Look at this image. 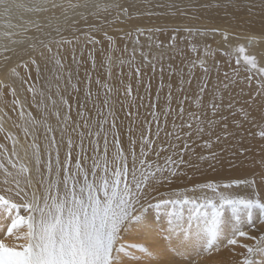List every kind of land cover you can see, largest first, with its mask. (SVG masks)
Instances as JSON below:
<instances>
[{"label":"snow or ice","instance_id":"obj_1","mask_svg":"<svg viewBox=\"0 0 264 264\" xmlns=\"http://www.w3.org/2000/svg\"><path fill=\"white\" fill-rule=\"evenodd\" d=\"M0 9L5 17L20 9L50 13L44 17L45 24L39 19L29 22L39 35L26 38L31 41L26 51L51 62L53 79L64 80L75 93L81 91L80 81L72 83V71L64 63L66 46L79 66L78 46L83 57V46L91 45L95 50L96 45L107 41L100 61L106 79L98 76L93 81L92 73L85 70L84 99L74 98L77 119L72 117L73 101L63 95L67 88L61 89L59 83L55 86L56 99L50 94L51 87L45 95L35 85L28 86L32 107L43 109L37 118L25 108L13 84L0 79V134L11 143L10 149L0 143V219L8 222L0 233V264H198L204 255L219 252L222 245L241 256L234 264H253L257 253L264 254V228L254 236L239 227L242 214L251 221L253 212L259 210L264 217L262 198L234 195L228 191L232 183L197 179L198 174L204 177L205 165L215 169L229 155L243 168L253 153L245 140L258 135L259 152L252 155L251 163L258 165V178L264 185V65L258 64L256 55L247 54L254 44L264 43V0H32L29 5L0 0ZM145 17L155 18L156 22L141 26L138 21ZM81 21L83 25L78 27ZM113 28L119 35L110 33ZM256 28L258 32L252 31ZM236 29L247 31L248 44L225 54L235 53L236 64L242 60L246 71L256 77L255 87L251 83L253 75L246 77L249 90L239 107V101L234 103L228 91L236 81L227 72L223 74L227 82L222 87H210L211 73L213 68L219 70V62L208 63L214 56L208 43L204 44L203 56L189 62V71L198 66L203 78L188 109L184 106L189 100L187 95L173 108L171 84L165 103H160L163 81L155 99L150 97L145 104V97L139 93L145 69L155 72L159 65L163 73L165 59L183 55L180 44L185 42L191 52L199 53L196 37L219 36L227 47L229 34ZM165 33L170 34L167 41L153 39ZM11 35L3 34L9 40ZM118 40L131 41V51L127 43L117 48ZM9 51L15 53L16 49L7 44L0 48V52ZM88 58L95 71L97 59L93 51L88 52ZM29 60L39 75V61L34 55ZM114 69H118L119 86L111 82ZM11 75H17L14 68ZM93 83L96 91L92 90ZM184 83L181 77L178 91H185ZM144 90L150 92V82L144 84ZM225 92L230 97L226 104ZM225 106L231 110L234 129L228 122L229 115L221 111ZM5 107L11 108L16 119ZM50 116L57 122L55 127ZM9 121L13 128L21 130L23 140L5 127ZM246 124L258 128V133L247 131ZM205 134L209 140L203 147L221 145V151L197 155L194 145ZM229 162L235 166V160ZM181 183L185 185L182 190H173ZM189 183L192 187H187ZM233 183L253 190L257 187L255 180ZM147 207L167 217L163 228L167 243L163 247L157 246V237L162 233L156 231L150 216L143 215ZM226 211L237 222L230 232L225 228ZM9 238L14 242L7 243ZM241 238L253 244L241 243ZM235 247L244 252L235 253Z\"/></svg>","mask_w":264,"mask_h":264},{"label":"bare ground","instance_id":"obj_2","mask_svg":"<svg viewBox=\"0 0 264 264\" xmlns=\"http://www.w3.org/2000/svg\"><path fill=\"white\" fill-rule=\"evenodd\" d=\"M18 2H22L26 5H29L32 0H18ZM155 3V0H153ZM161 11V10H157ZM58 14V13H57ZM50 15L48 14H37V13H29L25 12L23 9L20 10H13V12L10 14L9 17H5L2 14V9H0V48L4 44H7L9 48L16 49V52L13 53L11 51L9 52H0V79H3L7 82H10L13 84V86L16 88L17 93L19 95V98L21 99L22 103H24L25 108L28 111H31L33 113V116L40 118L41 112L43 109H37L35 107H32V94L27 91V88L29 85H35L36 89L44 91L45 95L49 94V88L51 87V95L54 99L57 98L56 96V84L59 83L61 86V89L67 88V91L63 92V95L68 98L69 100L73 101V112L72 117L73 119H77L76 117V104L75 99L76 97L79 98V100L83 101L84 99V89L85 84L83 83L84 77H85V70H88L92 73L93 81L99 76L100 79L104 80L106 79L105 76V70L102 66H100V61L103 59V56L101 55V49H104L107 47V41H104L100 45H96L95 50L92 49L91 45L83 46V57L80 55L81 46L77 47V59L80 60L79 66L73 62L71 57V50L67 48L66 51L63 53L64 56V63L65 65L72 71V83L76 84L77 81H80L78 84V87L80 88L79 93H75L72 90L71 85H66L65 81H55L53 79L54 76V65L51 62H45L38 54H32L30 51H26L27 45L31 43V41L27 40V37H36L39 35L36 31L32 30L33 25H31L30 21H35L39 19L41 24H45V16ZM212 15H217L216 13H212ZM220 16L223 15L221 12L219 14ZM92 22V21H90ZM155 18L149 19L147 17L141 19L138 21V23L141 26L148 27L152 26L155 23ZM162 22V21H160ZM9 25V27H5V25ZM83 22L81 21V24L78 25V27L82 26ZM29 29L27 32L25 29ZM45 31H48L47 28H45ZM110 33L113 35H119L115 29H109ZM252 31L258 32L259 29H253ZM5 32L11 33V40H23L24 43H11V40L4 38L3 34ZM65 35H71V33L66 32ZM168 33L165 34H156L153 39L160 40V41H167L169 39ZM181 35H184L183 33ZM247 31L236 29L233 32L229 34V43L227 47L225 46L222 37H196L194 40L195 42H199L200 52L199 53H193L191 52L186 42L180 44V47L184 49L183 55H176V59L169 60L165 59L163 62V68L164 71L161 73L160 66L157 65L155 72H153L151 69H145L146 75L143 77V84L139 87V93L141 96L145 97V104L148 103L149 98L151 97L153 100L155 99V94L157 92V89L160 88L161 81H163L164 88L162 89V95L160 97V103H165V98L168 93V86L169 84L172 85V92L174 94L175 100L173 103V108H176L177 103L179 100L183 99L184 95H187L189 97V100L185 102V108L188 109L189 106L192 104V102L195 100L196 95L198 94L199 87L202 83L203 73L197 66L196 68L192 69L191 72L189 71L190 67V61H194L197 59V56H203V48L204 44L208 43L211 45L212 51L214 53V56L212 59H209L208 63L211 65L213 63V60L219 62V70L216 68H213V71L210 76V87L220 85L222 87L223 83L227 82L224 80V72H227L229 74V77L235 80L236 82L231 85L230 91L232 93L233 102L239 101V104H236V107H239L240 104L243 103L246 93L249 90L248 87V81L246 77L248 75H253L252 80V86L255 87L256 83V77L254 73H251L249 71H246V66L244 65L243 61L241 60V63L239 65L236 64V54L233 53L231 56L226 55V52H233V50L241 45L248 44L247 41ZM98 39H102V36L100 34H97ZM142 42L144 41V38H141ZM125 43L129 45V52L131 51V41H117L116 47L117 48H123ZM147 50V49H145ZM93 51V55L97 59V68L95 71H92L91 69V61L88 58V52ZM247 54H254L257 56L258 64L264 65V43H256L253 46H251L248 49ZM34 55L35 59L39 61L40 64V74H37V69L35 65H32L29 56ZM115 55H119V53H115ZM127 55V54H126ZM4 56H9L10 59L4 60ZM139 59V57H138ZM26 65V66H25ZM171 66V67H169ZM15 69L17 75L12 76L11 75V69ZM118 69L113 70V78L112 83L119 86V80L116 75ZM127 68H124L125 73V82L127 83ZM78 73V74H77ZM183 77L185 80V83L183 84V88L185 89L184 92H180L177 89L180 87V79ZM191 80V84L188 83V80ZM151 83V90L149 93H146L144 90V84ZM134 87H135V81H132ZM92 90L96 91L97 86L95 83L92 84ZM243 89V92L241 91ZM225 97V104L227 103L228 99L230 98L228 96V93H224ZM8 99H11V97H8ZM40 97L37 96L36 100L39 101ZM208 99V95H205V100ZM88 108L91 110L92 106L91 104L88 105ZM5 110L9 112L10 115L13 116V119H16V115L12 113L10 107H5ZM193 111L196 109L192 107ZM222 112L229 115V124L234 129L235 125L233 124V119L231 117V110H229L226 106L221 109ZM141 113H144V109H141ZM64 114V109L61 107V115ZM123 113H121V116ZM143 118V116L141 117ZM52 125L55 127L57 122L54 117H49ZM127 121H125V124ZM5 127L16 134L21 140L24 139L23 133L20 129H16L12 127L11 121L6 123ZM170 127V125H169ZM245 129L247 131H251L254 133H258V128H249V126L246 124ZM41 137L43 134V129L40 130ZM125 136L124 139H127L126 135V128L124 129ZM219 131V129H217ZM247 131H245L244 135L247 136ZM209 140V137L207 134H205L203 137L197 140L194 147L196 148L197 155L204 154L209 155L211 151L215 150L217 152L221 151V145H214L213 149H207L203 147L204 141ZM211 140H215V137H211ZM42 142V140H41ZM0 143H4L9 149L11 148V143L9 141L4 140L3 135L0 134ZM245 146L251 147L253 149V153L249 154V160L245 164V166L242 168L240 166V161L236 160L234 157H231L230 155L226 157L222 164H217L215 166V169L208 168L207 165L204 166V177H200L199 174L197 175V179L202 182H212V183H232L233 187L229 189L228 191L231 192L234 195L237 196H244V197H251L254 195H258L262 198V202H264V185L261 184L259 178H258V172L259 167L258 165H253L251 163L252 155L259 152L260 147V139L259 136H247V139L245 140ZM21 155L23 153L21 152ZM258 159V156H257ZM229 160H235V166H233L232 163L229 162ZM215 163V162H213ZM2 179V177H0ZM237 180H255L257 187L255 190L252 188H249L247 185H239L236 186L233 182ZM183 184V183H182ZM145 217L150 216L151 222L155 225V229L157 232L162 233L161 236L157 237V246L163 247L167 242L163 239V235L166 233H163V228L167 226V217L164 215L163 212H157V210L154 207H147L143 213ZM187 217V212L185 213V218ZM264 219L259 213V210H255L252 215L251 221L248 220L246 215H241L239 227H241L243 230L248 231L251 235L258 236L260 233V229L264 228V225L261 224V220ZM224 221H225V228L228 232L232 229L234 225H236V220L232 216L230 211H226L224 214ZM7 221L0 219V233H3L6 230ZM251 224V227L249 225ZM7 243L11 244L13 243V239L9 238L6 241ZM241 243H247V244H253V241L251 240H244L243 238L240 239ZM151 243V242H149ZM226 243V241H225ZM235 253H243L244 249L235 247L234 248ZM241 259V256L234 255L233 249L223 247L221 246V250L219 252L213 251L211 255H204L202 258L199 259L198 264H234V262L239 261ZM253 264H264V254L257 253L253 258Z\"/></svg>","mask_w":264,"mask_h":264},{"label":"rangeland","instance_id":"obj_3","mask_svg":"<svg viewBox=\"0 0 264 264\" xmlns=\"http://www.w3.org/2000/svg\"><path fill=\"white\" fill-rule=\"evenodd\" d=\"M185 187V185L184 184H177V185H174L173 186V190H182L183 188ZM187 187H192V184L191 183H189L188 185H187Z\"/></svg>","mask_w":264,"mask_h":264}]
</instances>
